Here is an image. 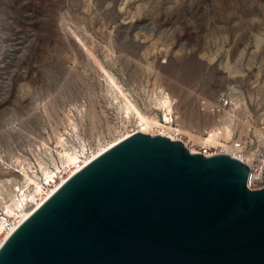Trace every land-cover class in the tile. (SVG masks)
I'll use <instances>...</instances> for the list:
<instances>
[{
  "label": "rangeland",
  "instance_id": "1",
  "mask_svg": "<svg viewBox=\"0 0 264 264\" xmlns=\"http://www.w3.org/2000/svg\"><path fill=\"white\" fill-rule=\"evenodd\" d=\"M109 76L160 120L165 111L155 103L169 94L174 128L200 136L228 115L203 112L202 101L216 106L226 93L239 118L253 115L252 138L263 139L264 0H0L5 200L25 185L23 164L42 182L40 164L56 170L64 148L90 151L121 128L137 131ZM3 207L0 200V214Z\"/></svg>",
  "mask_w": 264,
  "mask_h": 264
},
{
  "label": "water",
  "instance_id": "2",
  "mask_svg": "<svg viewBox=\"0 0 264 264\" xmlns=\"http://www.w3.org/2000/svg\"><path fill=\"white\" fill-rule=\"evenodd\" d=\"M227 154L137 133L71 177L0 264H264V188Z\"/></svg>",
  "mask_w": 264,
  "mask_h": 264
},
{
  "label": "bare ground",
  "instance_id": "3",
  "mask_svg": "<svg viewBox=\"0 0 264 264\" xmlns=\"http://www.w3.org/2000/svg\"><path fill=\"white\" fill-rule=\"evenodd\" d=\"M75 34V33H74ZM79 44L87 52V55L93 59L99 69H104L97 57L92 53L88 46L82 41V39L75 34ZM115 92L117 93V99L120 100L123 109L130 116L136 119L137 133H143L151 136H162L168 139L175 140L173 133H179L185 135L190 141H193L197 145H205L213 148L221 149L222 153L227 155H236L232 151V145L229 144L233 139L234 119L230 114L223 122L216 123L207 131V137L200 136L189 132L186 129H175L173 124V101L169 94L163 93L161 97L157 98L155 105H158L160 109L165 111L164 120L158 119L157 116L148 115L143 113L126 95L117 82L109 76ZM85 109V108H84ZM80 112L85 115V110ZM72 125H74L72 123ZM248 125L242 129V133L248 131ZM160 131V132H155ZM262 138V131L256 129L255 131ZM135 133H131L126 130L121 131L118 136L113 137L110 141L100 144L90 151L87 149H74L69 150L64 148L60 152V156L63 160L61 166H57V169L49 170L40 164L41 175L43 181H39L38 172L31 171L30 165L23 164L21 169L18 170V175L25 181V185L22 188H17L16 194L12 195L10 200H5V197L1 196L3 212L0 214V249L10 238V236L35 212L37 211L52 195H54L71 177L77 172L86 167L92 161L103 155L105 152L126 140ZM59 144L64 145V139L59 137ZM255 153L249 151L241 157L242 161L252 166L255 159ZM11 181V179H7ZM32 190V191H31Z\"/></svg>",
  "mask_w": 264,
  "mask_h": 264
},
{
  "label": "built area",
  "instance_id": "4",
  "mask_svg": "<svg viewBox=\"0 0 264 264\" xmlns=\"http://www.w3.org/2000/svg\"><path fill=\"white\" fill-rule=\"evenodd\" d=\"M201 109L203 112L210 113L212 115H226L230 114L234 119V130H233V139L230 140L232 145V151L236 153V155H230L235 159L242 161L241 157L245 155V153L251 151L255 153V159L253 161V165L249 166L250 173L248 177L247 186L250 190L256 191L264 188V138L260 139L259 137L252 138L251 132L255 129V119L252 114L243 115V117L239 118V110L237 108H233L231 99L226 93L221 94L219 99V104L216 106L210 107L206 101H202ZM248 125V131L246 133H242V125ZM124 128V127H123ZM136 127L134 125H129L127 130L131 133L136 134ZM263 129V128H262ZM125 130L124 129H120ZM255 134V133H254ZM256 135V134H255ZM175 140L180 141L186 147V149L191 154H201L205 158H210L222 153L221 149L213 148L205 145H197L193 141H190L188 137L185 135L175 133ZM207 137V134L206 136ZM243 162V161H242ZM244 163V162H243Z\"/></svg>",
  "mask_w": 264,
  "mask_h": 264
}]
</instances>
